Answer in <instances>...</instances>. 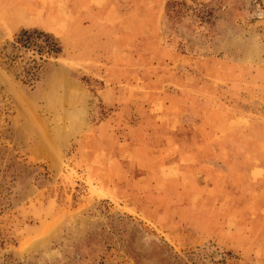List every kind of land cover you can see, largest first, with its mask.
I'll return each mask as SVG.
<instances>
[{"label": "rangeland", "instance_id": "1", "mask_svg": "<svg viewBox=\"0 0 264 264\" xmlns=\"http://www.w3.org/2000/svg\"><path fill=\"white\" fill-rule=\"evenodd\" d=\"M0 264H264V0H0Z\"/></svg>", "mask_w": 264, "mask_h": 264}, {"label": "trees", "instance_id": "2", "mask_svg": "<svg viewBox=\"0 0 264 264\" xmlns=\"http://www.w3.org/2000/svg\"><path fill=\"white\" fill-rule=\"evenodd\" d=\"M21 46L25 49L29 48L33 53L38 56L39 59L42 57L55 58L61 51L60 45L56 38L51 34L45 33L41 30H21L15 36L11 47L15 48V45ZM13 57V56H12ZM32 65H27L25 73H29V78L32 77L35 61L30 59ZM36 64V63H35Z\"/></svg>", "mask_w": 264, "mask_h": 264}, {"label": "crops", "instance_id": "3", "mask_svg": "<svg viewBox=\"0 0 264 264\" xmlns=\"http://www.w3.org/2000/svg\"><path fill=\"white\" fill-rule=\"evenodd\" d=\"M111 13H112V10L108 8L106 5H103L100 8H97L89 2L87 5L83 7H79L76 10H74L75 20L77 23L83 24L81 21H84V19H86L88 22L85 24V26L89 28L92 27L100 31L102 30L105 31V30H108V28H111L110 26H108L111 24V22L108 21L109 19L108 16ZM101 37H104L105 41L107 42V39H106L107 37L104 32H103V35H101ZM118 41L120 42V39H117L112 42L117 46L116 48L121 49L122 45H120V43L117 44ZM109 45L111 49L112 47L111 43H109ZM106 51L109 52V49Z\"/></svg>", "mask_w": 264, "mask_h": 264}]
</instances>
